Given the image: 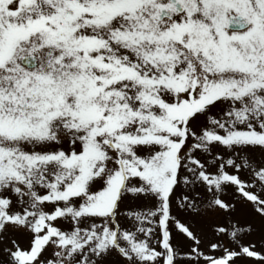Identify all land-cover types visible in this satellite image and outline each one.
I'll list each match as a JSON object with an SVG mask.
<instances>
[{"label":"snow or ice","instance_id":"6c2138e0","mask_svg":"<svg viewBox=\"0 0 264 264\" xmlns=\"http://www.w3.org/2000/svg\"><path fill=\"white\" fill-rule=\"evenodd\" d=\"M174 205L222 219L208 253ZM245 210L264 0H0V264H264Z\"/></svg>","mask_w":264,"mask_h":264},{"label":"rangeland","instance_id":"374dc122","mask_svg":"<svg viewBox=\"0 0 264 264\" xmlns=\"http://www.w3.org/2000/svg\"><path fill=\"white\" fill-rule=\"evenodd\" d=\"M181 194V192L177 193V199H179V196ZM135 206L136 202H129L128 207L133 208ZM174 213L182 221H187L188 223L193 224L194 227L192 230L198 237H200L201 239H204L205 237L208 238L202 245V250L208 253V241L213 239L211 227L214 224L222 223V219L214 217L208 212H205L203 215L192 214L191 216H189V213L185 212L182 209L176 208L175 205ZM239 219L243 226L247 227L250 224L253 227L252 233L245 235L243 243H254L256 245V250L264 253V225L261 224L257 217L251 215L246 210L241 212ZM16 239L22 247H28V240L24 236L18 235ZM175 243L177 247L183 249L184 252H187L191 247V242L184 239L177 238ZM6 259L7 258L2 254V248H0V260ZM108 264H122V261L119 256L113 255L108 261ZM242 264H255V262L249 259L243 261Z\"/></svg>","mask_w":264,"mask_h":264}]
</instances>
